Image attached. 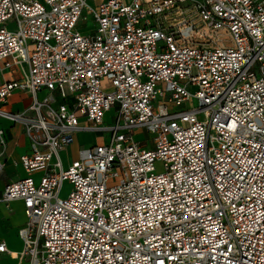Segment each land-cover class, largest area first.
I'll return each instance as SVG.
<instances>
[{"label": "built area", "instance_id": "2783aa9c", "mask_svg": "<svg viewBox=\"0 0 264 264\" xmlns=\"http://www.w3.org/2000/svg\"><path fill=\"white\" fill-rule=\"evenodd\" d=\"M221 30L229 42H213ZM13 67L0 117L31 147L0 195L23 202V249L0 241V262L264 264V0H0V70ZM17 89L32 102L14 111ZM87 131L103 140L65 166ZM0 141L1 176L4 128Z\"/></svg>", "mask_w": 264, "mask_h": 264}, {"label": "crops", "instance_id": "0c3cea01", "mask_svg": "<svg viewBox=\"0 0 264 264\" xmlns=\"http://www.w3.org/2000/svg\"><path fill=\"white\" fill-rule=\"evenodd\" d=\"M6 71L9 72L10 75L3 76V78L0 81V84L9 79H19L20 74H21L16 67L1 69L0 74L5 73ZM24 94L26 95V97L21 98V96ZM15 100L22 101L23 105L21 107L15 108L14 107ZM31 102H32L31 93L17 89L14 91L8 106L10 109L16 111V110H21V109L26 108L27 106L31 104ZM0 120L4 121V124H1L0 122V128H4L7 131V143L13 142L15 149H18V148L21 149L20 153H17V152L14 153L18 161L21 154H23L24 152H28L30 150V147H31L30 141L27 137L24 136L23 131L19 125L13 124L8 119L2 118ZM81 133L82 132H78L77 134H81ZM75 139L76 140L73 141L72 144L73 145L75 144L74 147L76 148H77V144L80 146L82 143H86L79 137ZM0 149H1V141H0ZM3 159L5 160V164H6V162L8 161L6 157V153ZM20 168L22 169V172L17 178L23 177L26 175V172L21 167V165H20ZM15 179H11V180H15ZM11 180H7L0 186V195L3 190L4 185ZM9 205L16 207L17 210L15 211L9 210V207H8ZM25 220H26V214H25V208H24L22 201L14 200V201H11L10 203H6L0 200V241H5L8 245V248L12 251H21L23 249V241L18 234V230L24 224ZM18 263H19V260L12 257L8 253H5L2 256V259L0 262V264H18Z\"/></svg>", "mask_w": 264, "mask_h": 264}, {"label": "rangeland", "instance_id": "374dc122", "mask_svg": "<svg viewBox=\"0 0 264 264\" xmlns=\"http://www.w3.org/2000/svg\"><path fill=\"white\" fill-rule=\"evenodd\" d=\"M129 1V0H127ZM88 2L90 4H95V0H88ZM183 15L185 18L187 19H195L197 17V13L195 11V9L193 7H189L188 3L183 5ZM87 20L82 19L80 21V24L78 25V29L79 31L83 32V33H88L91 32L93 30H95L96 28V24L95 21L93 19L92 16L87 15L86 17ZM199 18H196L195 21H198ZM200 24V25H198ZM197 25L201 27V30H203V28L205 27L201 22H199ZM210 34L214 35L213 38V42H218L216 40H219V42L221 41H225V42H229L230 36L227 32H225L224 30H221L219 33L215 34L212 31H210ZM193 43H196L197 40L199 44H201V42H203V39L199 38V37H195ZM193 72L195 73L196 70L194 69ZM10 73L9 72H5L0 74V81L3 78V76H9ZM22 78V75L20 74L19 79ZM11 80V79H9ZM64 91L66 93V95L68 97H70L71 95V90L69 89L68 85H64ZM26 97V95H22L21 98ZM196 103V102H195ZM22 101L20 100H15L14 101V107L18 108L21 107ZM116 114V109L113 107L111 110L106 111L105 113V119H104V124L108 125V124H114L115 123V119L114 116ZM0 119H2V117H0ZM6 119V118H4ZM82 121L84 122L85 120L82 119ZM1 124H4L3 120H0ZM137 132L140 133V135L137 136L138 139L141 138H150V136H152V134L149 133V131L146 128H141L139 129ZM102 131H87V132H82L81 134H76L77 136H75L76 138L79 137L81 138L83 141H85L86 143H82L80 146L77 144V148L74 147L75 144H70L68 147L65 148V150L62 152V157L63 160L65 162V166H68V164L70 162H72L74 159H76L78 157V152L80 147L82 146H87L90 145L92 142H97V141H102L103 140V136H102ZM105 136H107V133L104 134ZM74 137V138H75ZM76 140V139H75ZM2 148V147H1ZM15 152L20 153L21 149H15L14 148V143L13 142H8L6 144V149H5V153H6V157L8 159V161L6 162V166L3 170V173L0 176V186L6 182L7 180H11V179H15L17 178L20 173L22 172V169L20 168V165L17 162V158L15 156ZM14 166V167H13ZM40 174L37 173L35 174V176H39ZM72 190V185L67 181L64 184V188L63 191L61 193V197H67L68 194L70 193V191ZM9 210H17L16 207L9 205Z\"/></svg>", "mask_w": 264, "mask_h": 264}, {"label": "bare ground", "instance_id": "6f19581e", "mask_svg": "<svg viewBox=\"0 0 264 264\" xmlns=\"http://www.w3.org/2000/svg\"><path fill=\"white\" fill-rule=\"evenodd\" d=\"M200 25V24H198ZM204 31H208V29L206 27L203 28ZM199 40L196 41V43H198ZM199 44V43H198ZM22 65H24V63H22ZM76 136V135H75ZM76 138V137H75ZM75 138H74V141H75Z\"/></svg>", "mask_w": 264, "mask_h": 264}]
</instances>
